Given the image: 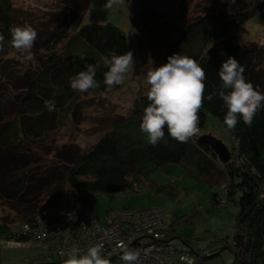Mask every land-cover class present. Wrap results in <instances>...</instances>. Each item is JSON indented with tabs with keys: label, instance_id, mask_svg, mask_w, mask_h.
Returning <instances> with one entry per match:
<instances>
[{
	"label": "trees",
	"instance_id": "trees-1",
	"mask_svg": "<svg viewBox=\"0 0 264 264\" xmlns=\"http://www.w3.org/2000/svg\"><path fill=\"white\" fill-rule=\"evenodd\" d=\"M215 2L219 8L210 7L187 19L179 34L165 43L163 60L165 63L168 56L180 52L198 60L205 68V95L212 94V99L203 101L198 125H202L207 116L216 118L233 141L234 156L221 162L195 134L186 142L166 134L156 145L150 144L139 127L144 108L150 103L148 94H143L135 99L131 112L114 118L94 144L56 152L63 158L61 169L46 168L33 174L37 157L28 151L59 127L65 112L83 93L70 87V78L93 65L99 87L89 91L104 92L107 88L104 74L108 71L105 59L113 52L128 51L126 36L115 24L81 25L90 0H63L64 16L55 14V19L59 22L63 18L68 23L66 29L39 38L38 46L50 52L42 68L29 77L21 71V76L11 82L16 91L14 98L5 105L0 103V201L18 213L17 222L45 214V209L68 192L81 191V196L89 195V198L99 194H127L134 183L155 169L165 164H180L191 173L205 176L215 173L224 191L223 198L236 203L230 233L232 249L228 247L233 254V264H264V108L253 117L251 126L240 120L229 130L223 123L227 109L218 95L223 90L218 69L229 56L243 65L246 80L264 92V69L259 64L261 48L240 43L236 35V30L261 10L264 0ZM136 6L133 3L129 6V16L138 45L143 47L142 39L147 36L151 17L146 8ZM185 12L186 8L182 9V13ZM15 20L11 0H0V34L4 37L0 41V60L8 50L9 29L16 26ZM69 28H72L73 38L86 48L81 52L70 50L58 54L54 48L67 36ZM49 100L55 101L53 110L46 106ZM9 219L10 215L0 219V237L10 236L9 227L16 222ZM172 231L177 230L172 228ZM201 249L209 251L208 256L218 254V251ZM53 258L56 259L53 263L61 260Z\"/></svg>",
	"mask_w": 264,
	"mask_h": 264
},
{
	"label": "rangeland",
	"instance_id": "rangeland-1",
	"mask_svg": "<svg viewBox=\"0 0 264 264\" xmlns=\"http://www.w3.org/2000/svg\"><path fill=\"white\" fill-rule=\"evenodd\" d=\"M105 3L106 0H90L81 25L91 22L115 24L126 36L127 47L133 51L135 65L125 75L122 85L111 88L107 86L104 92L88 90L81 93L78 100L65 112L59 127L38 140L28 151L37 157L33 174L46 168L55 171L56 168L61 169L63 158L58 157V152L91 146L108 129L114 118L128 115L135 99L148 94L150 85L147 83V73L164 63L162 48L165 43L179 34L187 19L210 7H220L215 0H113L107 8L104 7ZM132 3L137 4L138 9L143 6L150 13L151 22L147 27V36L142 39L143 47L138 45L129 16V6ZM224 3L228 5L226 1ZM11 4L16 18L15 25H31L37 32V38L31 49L33 59L30 61L13 46L12 41L6 44L8 50L0 60L1 105L14 98L16 91L11 82L21 76V71H25L29 77L42 68L43 61L50 52L38 46L39 38L55 30L66 29L68 24L63 18L59 22L55 19V14H62L64 11L63 0H11ZM183 6L186 8L184 14ZM249 7H252V3ZM71 29L56 44V53L85 50L86 46L73 38ZM236 35L240 43H251L261 48L259 64L264 69V4L261 10L236 30ZM198 129L195 134L197 138L209 134L219 139L229 149L230 156H234L233 141L216 118L207 116L204 123L198 125ZM205 175L191 173L180 164H165L141 178L136 193L93 195L88 200V207L100 220L104 219L106 211L163 207L170 233L183 238L191 245L193 252H202L198 257L197 254H192L194 259L203 262L204 259L211 258L216 264H233V254L228 247L232 249L230 233L237 205L234 201L223 198L224 191L217 182L215 173L211 176ZM43 213L54 217V205L49 206ZM3 215H10L11 222L20 220L17 212L0 201V219ZM172 228L188 238L172 231ZM202 247L213 252L218 251V254L205 256L204 252L207 250L203 251ZM44 255L46 250L39 246L0 245V264H64V259L53 263L56 259ZM172 257L176 258L175 255Z\"/></svg>",
	"mask_w": 264,
	"mask_h": 264
},
{
	"label": "clouds",
	"instance_id": "clouds-1",
	"mask_svg": "<svg viewBox=\"0 0 264 264\" xmlns=\"http://www.w3.org/2000/svg\"><path fill=\"white\" fill-rule=\"evenodd\" d=\"M112 2L113 0H106L104 7H110ZM9 31L13 46L25 54L26 60H32L31 49L37 38L36 30L25 24L10 28ZM3 39L0 34V41ZM105 64L108 71L104 74V84L110 88L122 85L125 75L135 65L133 51L129 49L123 54L113 52L110 58L105 59ZM95 75L96 68L88 65L86 70L70 78V87L79 92L97 88L99 82ZM218 75L223 89L218 95L227 109L224 125L232 130L242 120L244 124L251 126L253 117L264 108V92L246 80L244 67L235 57L229 56L222 61ZM206 79V71L201 63L180 52L168 56L165 63L147 73L150 103L144 108L139 127L147 135L150 144L156 145L166 134L179 142H186L198 132V112L205 99H212V94L205 95ZM46 106L53 110L55 101H46ZM102 247L97 244L80 254L79 248L73 246L67 253L64 264H111L102 255ZM138 258L139 253L130 248H125L120 256L123 264H134ZM180 259L191 264L188 257L182 255Z\"/></svg>",
	"mask_w": 264,
	"mask_h": 264
},
{
	"label": "built area",
	"instance_id": "built-area-1",
	"mask_svg": "<svg viewBox=\"0 0 264 264\" xmlns=\"http://www.w3.org/2000/svg\"><path fill=\"white\" fill-rule=\"evenodd\" d=\"M138 190V183H134L132 190L126 193L130 195ZM82 193L62 195L54 204V217L36 214L12 223L8 231L10 236L0 237V245L39 246L47 255L66 259L73 246L83 254L89 247L99 244L103 246L102 255L111 264H123L120 256L125 248L139 253L134 264H188L180 259L182 255L194 263L192 254L195 252L191 245L170 233L163 207L106 211L104 219L100 220L88 207L89 195L81 196ZM204 253L209 255L208 251Z\"/></svg>",
	"mask_w": 264,
	"mask_h": 264
},
{
	"label": "water",
	"instance_id": "water-1",
	"mask_svg": "<svg viewBox=\"0 0 264 264\" xmlns=\"http://www.w3.org/2000/svg\"><path fill=\"white\" fill-rule=\"evenodd\" d=\"M197 139L207 145L221 162H227L229 160L230 151L219 139L209 134H203Z\"/></svg>",
	"mask_w": 264,
	"mask_h": 264
},
{
	"label": "crops",
	"instance_id": "crops-1",
	"mask_svg": "<svg viewBox=\"0 0 264 264\" xmlns=\"http://www.w3.org/2000/svg\"><path fill=\"white\" fill-rule=\"evenodd\" d=\"M198 257V256H197ZM211 258L209 259H204L203 262H201L200 260L198 259H195L194 263L193 264H216L214 261H211L210 260Z\"/></svg>",
	"mask_w": 264,
	"mask_h": 264
}]
</instances>
